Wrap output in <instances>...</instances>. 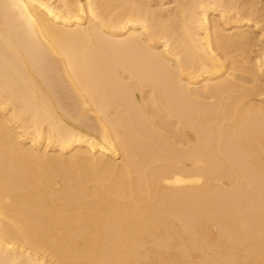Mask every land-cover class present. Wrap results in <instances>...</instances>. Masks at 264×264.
Here are the masks:
<instances>
[{
  "label": "bare ground",
  "instance_id": "6f19581e",
  "mask_svg": "<svg viewBox=\"0 0 264 264\" xmlns=\"http://www.w3.org/2000/svg\"><path fill=\"white\" fill-rule=\"evenodd\" d=\"M262 2L0 0V264H264Z\"/></svg>",
  "mask_w": 264,
  "mask_h": 264
},
{
  "label": "rangeland",
  "instance_id": "374dc122",
  "mask_svg": "<svg viewBox=\"0 0 264 264\" xmlns=\"http://www.w3.org/2000/svg\"><path fill=\"white\" fill-rule=\"evenodd\" d=\"M263 1V2H262ZM261 2H262V5L264 4V0H260V4L259 5H261Z\"/></svg>",
  "mask_w": 264,
  "mask_h": 264
}]
</instances>
